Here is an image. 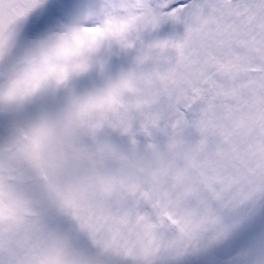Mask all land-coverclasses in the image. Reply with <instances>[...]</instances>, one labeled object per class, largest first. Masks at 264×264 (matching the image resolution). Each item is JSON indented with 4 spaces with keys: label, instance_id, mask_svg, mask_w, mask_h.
<instances>
[{
    "label": "snow or ice",
    "instance_id": "obj_1",
    "mask_svg": "<svg viewBox=\"0 0 264 264\" xmlns=\"http://www.w3.org/2000/svg\"><path fill=\"white\" fill-rule=\"evenodd\" d=\"M13 129L52 153L34 264H264V0H0Z\"/></svg>",
    "mask_w": 264,
    "mask_h": 264
},
{
    "label": "rangeland",
    "instance_id": "obj_2",
    "mask_svg": "<svg viewBox=\"0 0 264 264\" xmlns=\"http://www.w3.org/2000/svg\"><path fill=\"white\" fill-rule=\"evenodd\" d=\"M31 129L0 139V260L34 264L32 252L51 232L59 213L48 141L39 146Z\"/></svg>",
    "mask_w": 264,
    "mask_h": 264
}]
</instances>
